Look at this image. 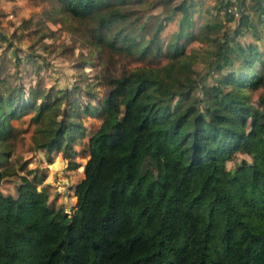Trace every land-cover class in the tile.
<instances>
[{
	"label": "trees",
	"instance_id": "obj_1",
	"mask_svg": "<svg viewBox=\"0 0 264 264\" xmlns=\"http://www.w3.org/2000/svg\"><path fill=\"white\" fill-rule=\"evenodd\" d=\"M54 1L91 22L87 39L99 54L133 55L138 45L142 58L162 53L163 23L152 28L142 20L141 29L152 32L141 45L120 24L123 0ZM191 5H172L181 13L177 38L191 33ZM237 6L233 26L219 24L221 35L211 37L208 71L216 75L208 84L192 75L191 54L175 53L177 41L159 65L102 71L101 119L87 139L72 210L48 204L40 177L18 175L15 195L0 190V264H264V92L249 96L264 86V41L256 42L260 33L243 0ZM247 29L253 40L236 38ZM50 90L23 95L0 86V181L14 171L3 165L10 119L29 111L37 145L59 148L74 165L79 113L95 106L70 100L58 112L52 96L59 89ZM235 152L249 160L227 169Z\"/></svg>",
	"mask_w": 264,
	"mask_h": 264
},
{
	"label": "rangeland",
	"instance_id": "obj_2",
	"mask_svg": "<svg viewBox=\"0 0 264 264\" xmlns=\"http://www.w3.org/2000/svg\"><path fill=\"white\" fill-rule=\"evenodd\" d=\"M179 1L123 0L121 6L118 4L124 12L120 24L123 22L126 31L141 45L148 41L152 32L145 33L139 26L141 21L146 20L152 28L158 21L163 23L159 31L163 46L161 55L147 52L142 58L138 55L139 45L133 47V55L108 51L107 48L99 54L88 42L91 22L71 17L54 0H0V86L13 85L14 90L20 89L23 95L36 89L42 91L41 95L48 86L50 92L59 89L58 95L52 96L60 100L58 112L70 100L79 105L95 106L92 112L84 110L79 113L83 134L73 143V166H68L59 148L44 150L37 145L36 124L29 119L31 111L10 119L13 125L9 139L11 152L5 155L3 165H10L14 171L0 181V190L4 194H16L15 184L19 178L40 177L37 184L45 187L48 204L70 213L75 201L74 185L83 176V162L88 156L87 139L101 119L98 108L104 91L102 71L118 72L135 65H159L165 61L167 46L177 41L182 45L175 53L183 54L182 58L187 52L192 55V75L207 84L213 81L216 71H208L211 50L215 47L211 37L221 35L222 26L219 24L233 26L239 13V0H224L226 6L235 7L233 17L227 13L231 11L224 8L223 0H192L188 24L191 33L185 38L175 36L181 13L172 5ZM260 1L261 11L259 0H243V9L260 33L258 43L264 41V0ZM236 38L247 42L254 36L247 29ZM107 51V65L102 68L107 56L103 52ZM260 88L249 94L253 100L259 90L264 92V86ZM241 158L249 160V155L235 152L226 160L225 167L233 168Z\"/></svg>",
	"mask_w": 264,
	"mask_h": 264
},
{
	"label": "built area",
	"instance_id": "obj_3",
	"mask_svg": "<svg viewBox=\"0 0 264 264\" xmlns=\"http://www.w3.org/2000/svg\"><path fill=\"white\" fill-rule=\"evenodd\" d=\"M227 10L231 11L232 13H235V7L233 5H229L225 7Z\"/></svg>",
	"mask_w": 264,
	"mask_h": 264
}]
</instances>
